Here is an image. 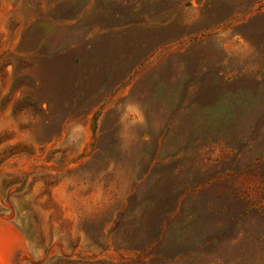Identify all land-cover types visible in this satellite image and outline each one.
<instances>
[{
  "label": "rangeland",
  "instance_id": "374dc122",
  "mask_svg": "<svg viewBox=\"0 0 264 264\" xmlns=\"http://www.w3.org/2000/svg\"><path fill=\"white\" fill-rule=\"evenodd\" d=\"M7 261L264 264V0H0Z\"/></svg>",
  "mask_w": 264,
  "mask_h": 264
},
{
  "label": "bare ground",
  "instance_id": "6f19581e",
  "mask_svg": "<svg viewBox=\"0 0 264 264\" xmlns=\"http://www.w3.org/2000/svg\"><path fill=\"white\" fill-rule=\"evenodd\" d=\"M11 241V240H10ZM11 243V242H10ZM11 247V246H10ZM14 249V248H13ZM14 251H15V249H14ZM18 252V251H17ZM9 254V253H8ZM23 255V254H22ZM14 256H16V255H14ZM12 257V256H11ZM7 259V258H6ZM10 260V259H9ZM17 260V259H16ZM19 260V259H18ZM2 261V260H1ZM6 261V260H5ZM10 261H12V259L10 260ZM7 264H8V261L6 262Z\"/></svg>",
  "mask_w": 264,
  "mask_h": 264
}]
</instances>
